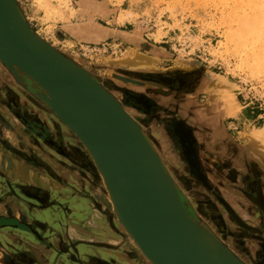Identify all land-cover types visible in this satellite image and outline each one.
<instances>
[{"label": "rangeland", "instance_id": "obj_1", "mask_svg": "<svg viewBox=\"0 0 264 264\" xmlns=\"http://www.w3.org/2000/svg\"><path fill=\"white\" fill-rule=\"evenodd\" d=\"M17 1L20 2L23 14L35 32L61 52L73 55L75 61L79 62L105 86V81L113 83L118 86V90L128 91L133 95L143 94L150 101L156 102V96L159 93H167V90L151 81L150 76L166 75V72L173 67H200L209 73H217L229 83L226 89L224 88L221 92L213 95L216 96L217 100L220 97L224 99V102H227V110L232 113V116L224 118L223 128L234 141L243 144L242 147L246 151L247 132L255 127L264 128V0H131L138 12L133 15L129 13L135 21L134 26L131 27L134 32V40L108 39L102 43L91 45L70 43L53 32L51 22L48 21L51 12L47 8L48 5L47 7L42 6V2L45 0H34L45 13L43 24L38 23L36 15H38L37 10L39 9L32 5L30 0ZM42 12L39 14L42 15ZM130 48L154 56L156 58L155 65L158 69L132 72L119 64L116 59L124 52L130 51ZM16 70L20 78L9 72L0 62V98L4 100V102L1 100L2 104L0 103V150L4 152L2 154L3 161L1 160L4 170L1 173L0 186L8 189L4 183V178L8 176V178L17 179L16 183L23 188H35L32 185L35 184L33 178L36 172L40 177L44 176L45 184H38L40 188L37 190L38 193L34 195L36 197L33 200L34 204L40 205L50 201H59L49 199L47 193L49 190L41 189H60L61 193L71 192L70 189H82L79 178L81 173L77 171L78 167L75 163V159H78L75 152L79 151L78 149L82 145L36 95V92L43 93L44 91L28 76L18 69ZM142 75L147 79H142ZM166 80L168 79L166 78ZM106 87L110 90L108 86ZM152 87L156 89L157 94L150 91ZM110 91L120 97L124 106L132 113L141 127H145L144 130H147L151 139H154L156 147L158 143L161 150L158 152H160L166 170L168 171V166L175 171H178V168L184 186L195 182L194 175L185 168V161L180 157V147L174 145V138L171 136L173 142L168 141L167 138L163 139V136H167L164 131L166 124L161 123L163 115L157 113L156 106L149 105L146 109L142 105L137 108L132 107L125 103L123 93H116L115 90V92ZM204 94L206 92L201 91L195 92L192 96L200 102ZM176 107L177 111L180 112L179 104ZM240 110L241 112H238ZM235 115L237 117L233 119ZM28 128H30V134L33 135L37 144L33 143L30 135H28L26 131ZM54 128L57 133L53 135L51 129ZM158 130L162 131V135H159ZM15 134L20 136L22 144L15 140ZM167 143H172L174 152L179 155V158L169 159V156L164 153L165 147L163 148V146ZM9 147L10 149H8ZM16 147L29 155L30 158H25L26 167L22 166L25 171L23 177L14 175L15 165L11 157H20L14 151ZM248 148H250L249 145ZM86 152L88 153L87 150ZM49 153L65 166H71L74 169L73 173L67 172L62 175L63 173L56 168L58 164L54 160L52 161L54 166L53 164L47 166L49 161L47 154ZM213 153L214 151H211L208 154V160H210L207 165H213ZM248 154L261 161L259 156H253L249 150ZM89 158L92 160L90 155ZM35 161L39 165H36ZM46 166L54 170L53 176L46 171ZM247 168L248 171H252L257 166L253 163H247ZM259 168L258 166L257 169ZM206 172L214 182V177L208 172V169ZM261 176L264 178V173H261ZM99 181L101 183L100 178ZM210 190L211 192L202 189L200 195H195L196 198L193 202L196 203L197 198L204 205H208L209 202H217L216 212L220 211L223 215L222 218L229 224L227 217L230 218V216L217 198L216 189ZM221 190L227 194L223 189ZM108 203L111 207L110 201ZM186 204L188 207L187 202ZM218 207H221V210ZM245 209L246 211L242 215L248 220L250 206H246ZM254 226L257 232L258 225L254 224ZM118 227H120L119 224ZM239 228L247 231L245 232L246 236L252 239L251 249L253 252H258V232L243 227ZM120 229L122 230L121 227ZM100 233L102 241L109 240L104 232ZM128 246L134 250L136 255L140 254L136 244L132 246L127 237L122 238L118 245L114 246V250L121 252L123 247ZM103 252L106 261L121 264V258L117 253L110 250Z\"/></svg>", "mask_w": 264, "mask_h": 264}, {"label": "water", "instance_id": "obj_2", "mask_svg": "<svg viewBox=\"0 0 264 264\" xmlns=\"http://www.w3.org/2000/svg\"><path fill=\"white\" fill-rule=\"evenodd\" d=\"M0 48V62L16 77L20 78L18 69L39 86L44 92L36 95L87 149L114 200L118 199L113 200L112 209L118 224L151 264H245L216 238V254L200 249L195 239L197 223L140 123L73 55L61 52L35 32L17 0H0ZM56 96L90 109L93 126L57 105ZM3 153L0 150V160ZM3 170L0 167V177ZM16 180L4 178L8 189H0V202L7 193L24 207L36 205V197L21 189ZM36 212L33 219L39 223ZM8 219L14 217L0 215V222Z\"/></svg>", "mask_w": 264, "mask_h": 264}, {"label": "flooded vegetation", "instance_id": "obj_3", "mask_svg": "<svg viewBox=\"0 0 264 264\" xmlns=\"http://www.w3.org/2000/svg\"><path fill=\"white\" fill-rule=\"evenodd\" d=\"M122 73H127V72H122ZM160 76L161 75L150 76L151 81H154V83L161 85L162 88L167 90V93H159L158 96H156L155 99L156 102L150 101L143 94L133 95L128 91L123 92L120 89L118 90V86L116 84L109 83L106 81L104 83L106 84V86L110 88V90L112 91L115 90L117 91L116 93L118 92L123 93V99L124 101H126L125 103L129 106L137 108L140 107V105H142L143 107H145V109L146 107H149V105H154V107L156 106V109L158 111L157 113L163 115L161 117L162 118L161 123L162 124L165 123L166 125L164 128L168 130V131L166 129L164 130L165 133H167L166 138L168 139V141L171 142H173L172 137L174 138V145H178L180 147V157L185 161L186 164L185 168H187L190 171V173L194 175L195 178L194 179L195 182L191 184L189 183L184 186L182 184L183 182L180 179L179 169L176 167L178 171H175L171 167L169 166L167 167L169 173L174 178V182L176 184L177 190L181 198L186 200V202L188 203V207H187L188 214L192 218H196L200 221L203 220L202 222L205 225L208 224L207 225L208 228L215 235L216 239H218L230 252H232L235 256H237L243 263L260 264L261 263L260 261L264 259V247L260 246L258 248V252L257 251L253 252L250 246L252 239L247 237L245 234V232L247 231L239 227H236L232 223L228 224L225 221V219L222 218L223 215L221 214V212L220 211H219L220 213L216 212V205L218 204L216 200L215 202L217 204L214 202L213 203L209 202L208 204L209 206L201 203L198 198L196 199V203L193 202V200L196 198L195 195L198 196L202 193V189H207L210 192H211L210 189L212 188L223 189L225 192H228L227 194L223 192L227 196H230L232 193L238 195V192H240V193H244L243 197L244 196L246 197L247 193H252L253 195H257L258 190L264 192V183H261L262 182L261 173H264V160L260 159L261 161H258L257 159L253 158L242 147L243 144H238L225 132L223 128L224 118L232 116V113H230L227 110V105H225V107H221L218 101H215L213 97L211 101L213 100L214 104L212 102L209 103L210 95L209 93L206 92V90L203 87L199 85V81H198L199 79L196 73L190 75H186V74L177 75L178 78H172L170 80H166L165 77L163 78V76L161 77ZM141 77L142 79H147L144 78L143 75ZM150 91H152L154 94L158 93L156 89H154V87H152ZM201 91H205L206 94H204L203 98L200 100V102H198V99L197 98L194 99V96L192 95H194L195 92H201ZM1 100L2 102H4V100L3 98H0V103L2 104ZM189 103H191L192 106L196 107V109L206 108L208 104L214 105L211 108L213 109L211 110L212 118L217 120L216 121L213 120L214 122L212 124L214 125L215 128L217 127V132L219 134V137H221L222 143H220L221 145H219L218 147L219 149H216V151H214L212 159L213 160L218 159V161L226 163L224 165L223 175L221 176L223 186L218 185L216 182H213L210 176L206 172V168L204 167V163L201 157L203 155V151H202L203 148H201L200 145L201 139L198 137V134L195 133V129H194L196 125L192 122L190 123L188 119H186V117H184L182 114H180V112L177 111L178 110L176 107L177 104L185 105ZM238 112H241V110ZM236 117L237 115H235L233 119H235ZM26 131L28 135H30L33 143H35L33 135L30 134L31 132L30 128H28V130ZM145 131L147 132V130ZM169 132L171 133V135ZM51 133L53 135L57 133L55 128L51 129ZM182 133H185L188 136V139L190 140V143L188 141V145L193 148L192 152L194 155L195 164L198 165V170L196 171L190 168L184 154L181 152L182 146H181V141H179L178 139L179 138L178 135L180 136L182 135ZM146 135L148 134L146 133ZM14 138L17 142H20L22 144L19 135L15 134ZM151 141L153 142L154 139H152ZM222 147L223 149H221ZM78 150L79 151L77 152L74 151L76 153V157H78L77 160L75 159V163L78 167L77 171L81 173L79 178H80V182L82 183V189H70L71 192L65 191L61 193L62 197H64L65 195L64 197L65 199L63 200L64 202L63 201L59 202L60 205L59 215L61 218L64 217L67 221L75 219V217L77 216L82 218V246H86L87 249L89 250L88 255L82 257V264H114L113 261L108 262L104 259L105 258L103 252L104 250L105 251L110 250L117 253V255L121 258L122 261L121 264H146L144 261V257L141 255V253L136 255L134 253V250L130 249L129 246L125 248L123 247L121 252L114 250L116 245H118V243L122 240V238L127 237L128 242H130L132 246L133 244L135 245V243L128 234H126L123 230L120 229V227H118L112 209L106 199L105 192L101 187V183L99 181V177L95 169V166L90 160L85 147L82 145V147L79 148ZM14 151L17 154H19L20 157H16V158L11 157L13 164H17L20 168L22 166L26 167V163H24V161L27 158H29V155L25 154L17 147L14 149ZM47 157L49 159L47 166L53 164L52 161L54 160L58 164L56 168L63 173L62 175H64L67 172L69 174L70 172L73 173L74 169L71 166L70 167L68 165H67L68 167L65 166V164L55 159L52 154L50 153L47 154ZM36 163H37L36 165H39L38 162ZM247 163L248 164L253 163L255 166H257V168L258 166L260 168L259 170L255 169L252 171H248ZM47 166L45 167L46 171L53 176L54 170L49 169ZM34 174L35 175L33 181L35 180L34 181L35 184L32 186H35V188L34 187L23 188L22 186L20 187L21 189H34L33 192H30L32 195L38 193L37 190H39L40 188V185L38 184H45V178L43 175L40 177L38 173L35 172ZM232 177L234 179L233 182L230 181ZM0 189H5V188L0 186ZM232 189L234 191H232ZM41 190H46V189H41ZM189 194L192 198L188 196ZM247 204H248L247 206H251L249 209L251 214L248 215L249 220L253 221L255 225H258L259 219H257V217L260 216L259 212L255 209L252 203L247 201ZM44 206L45 203L38 205V207H44ZM75 207H79V208H75ZM218 208L220 209L221 207ZM100 232H104L105 236L109 240L102 241ZM90 249H92L93 251L90 252ZM2 254L5 257L4 251H2ZM112 260H114V258H112ZM6 264H12V263L10 260L6 259Z\"/></svg>", "mask_w": 264, "mask_h": 264}, {"label": "crops", "instance_id": "obj_4", "mask_svg": "<svg viewBox=\"0 0 264 264\" xmlns=\"http://www.w3.org/2000/svg\"><path fill=\"white\" fill-rule=\"evenodd\" d=\"M30 2L39 9L36 18L43 24L45 13L34 0ZM42 3L51 12L48 21L52 31L70 43L91 45L108 39L132 41L135 38L131 28L135 21L129 13L138 12L131 0H45ZM14 165V175L23 177L19 173L22 167ZM46 190H49V199L59 201L49 200L44 207L33 204L24 207L16 196L5 193L0 202V215L14 219L0 222V264H6V259L12 264H82V257L88 255L89 250L82 246V218L77 216L68 221L61 218L59 202L64 197L60 189ZM34 210H38L35 216L39 223L33 219Z\"/></svg>", "mask_w": 264, "mask_h": 264}, {"label": "bare ground", "instance_id": "obj_5", "mask_svg": "<svg viewBox=\"0 0 264 264\" xmlns=\"http://www.w3.org/2000/svg\"><path fill=\"white\" fill-rule=\"evenodd\" d=\"M248 26H247V28H248ZM0 51H1V48H0ZM116 60L119 61V64L125 66L126 69L131 70L132 72L147 71V70L153 71V70L158 69V68H156V65H155L156 58L154 56L153 57L149 56L146 53L140 52V50L138 51L134 48H130V51H128L127 53L124 52V54L121 55L120 57H118ZM117 63H115V64H117ZM187 67H189V66H187ZM195 73L198 76L199 85L201 87H203L206 90V92L209 93V95H210L209 96V103H211V102L213 103V100L211 101V99H212V97L213 98L215 97V101H218V103L221 105V107H225L227 102H224V99H222L220 97L217 100L216 96H214L213 94H217L218 92H221L222 89H224V88L226 89V87L229 86V83L224 78H222V76L218 75L217 73H209L206 70L201 69L200 67H198V68L173 67L166 72V75H163V78L165 77L168 80H170L172 78H178L177 75H185V74L190 75V74H195ZM176 82H177V80H176ZM113 94L115 95V97L118 100H120V97L117 94H115V93H113ZM56 97H57L56 98L57 105H59L61 108H63L65 111L72 114L73 116H76V117L80 118L81 120L84 119L83 121H85V122L91 123V125L93 126L92 123L94 122L95 119L93 116L94 114L90 111V109H88L87 107H84L80 103H76L73 100H70L69 98H66L64 96H56ZM213 106L214 105L208 104V106L206 108L195 110L196 107L192 106V104L189 103V104H185V105H179L178 108L181 109V111H180L181 114H183V116L186 117V119H188V121L190 123L192 122V123L196 124L194 129H195V133H197L198 137L201 139L200 145H201V148H203L202 149L203 155L201 157H202L204 166L206 169H208V172H210L213 175L214 182H216L218 185L223 186L221 176L223 175V169H224V165L226 163L220 162V161H218V159H215V160H212L213 165H207V162L210 160V159L208 160V154L211 151H216V149H219L218 147H219V145H221L220 143H222L221 137H219V134L217 132V127L215 128L214 125L212 124L214 121L217 120V119L215 120L214 118H212L211 110H213V109H211V108ZM123 109L125 110V112L128 115L132 116V113L130 111H128V109L124 105H123ZM214 113H215V111H214ZM216 117H218V116H216ZM177 123H179V122H177ZM141 131H142L145 139H147L149 141V144H151L152 147L154 148V150L159 154L161 152V150H160L158 143H157V147H158L157 148L154 141L152 142L151 141L152 139L149 138L148 135H146L147 132L144 130V128H142ZM157 132L159 133V135H162V131L158 130ZM173 134H176V133H173ZM180 136L178 135V137H179L178 139H179V141H181V146H182L181 152L184 154L186 161H187L188 165L190 166V168L192 170L196 171V170H198V165L195 164L194 155L192 152L193 148L188 145V141L190 143V140L188 139V136L185 133H182V135H180ZM246 136H247V150L246 151L248 152V150H249L250 152H252L253 156H257V157L259 156L262 160H264V128H261V127L252 128V129H250V132H247ZM166 137L167 136H163V139L164 138L166 139ZM165 145L163 146V148L165 147L164 153L167 156H169V159H173V160L177 159L178 155L174 152L172 143H167ZM248 145L250 146V148H248ZM221 149H223V147ZM158 150H160V152H158ZM233 152H235V151H233ZM2 161H3V159H2ZM2 163L3 162H1V160H0V167L3 169ZM94 166H95V169L97 171L99 178L101 179L102 189L104 190L106 198L108 199V201H110L111 207L113 209L114 201H118V199L116 198V200H114L115 195H114V193L111 192V189H109L108 184H107L103 174L99 171V169H97L95 164H94ZM6 167H7V165H6ZM23 169L24 168L22 167L20 169V171L24 174ZM250 169H252V168H250ZM257 172H259V171H257ZM171 177H172V175H171ZM172 179H173V177H172ZM230 181L231 182L234 181L233 177L230 179ZM261 181H262L261 183H264V178H262ZM232 191H234V190L232 189ZM215 192H216V195H217V198L219 199V201H221V203L224 205L225 209L228 211V214L230 216V218L227 217L228 222H230V223L232 222L236 227H243L245 229H251L253 232H256L254 222L250 221L249 218H248V220H246L244 218V215H242L246 211L245 208L248 205L247 201H249L250 203H252V205H254L255 209L259 212V215H260L258 217L259 221H258V231H257L258 232L257 235L259 237L258 246L264 247V192H261L258 190L257 195H253L252 193H247L246 194L247 198L245 196L243 197L244 193H240V192H238V195L235 193H232L230 195L231 197L225 195L221 189H216ZM257 211H255V212H257ZM249 214H251V212H249ZM192 219L197 223V229L198 230L195 233V239L198 241V243L200 245V249L204 253H205V251L209 252L211 256L216 254L217 253L216 252V246H215L216 242L214 239L216 237L208 228V226H207L208 224L205 225L202 222L203 220L200 221L196 218H192ZM251 222H253V223H251ZM250 246H251V244H250ZM208 250H210L213 254ZM140 253L144 257V261L146 264L152 263V261L146 255H144L141 251H140ZM260 262H261L260 264H264V259H262Z\"/></svg>", "mask_w": 264, "mask_h": 264}]
</instances>
